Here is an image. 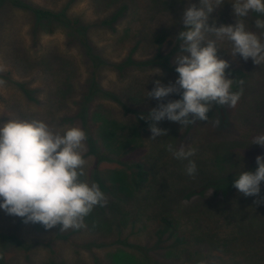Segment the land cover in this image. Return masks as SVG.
Masks as SVG:
<instances>
[{
    "label": "rangeland",
    "instance_id": "rangeland-1",
    "mask_svg": "<svg viewBox=\"0 0 264 264\" xmlns=\"http://www.w3.org/2000/svg\"><path fill=\"white\" fill-rule=\"evenodd\" d=\"M15 1L0 0V126L37 119L55 130L80 127L88 161L82 179L97 183L107 203L94 207L85 227L65 231L0 209V264H264V202L254 203L264 201V181L257 197L233 187L242 167L254 172L264 155L251 144L264 134V62L233 59L231 44L217 40L218 57L230 64L226 74L240 75L232 90L241 92L237 105H214L207 122L163 120L157 127L167 135L152 140L138 115L180 96L157 101L146 91L154 80L177 79L181 18L199 0ZM233 2L215 8L209 26L235 24ZM36 8L62 14L69 26L37 18ZM256 19L264 16L250 12L244 23L261 34ZM169 144L196 150L194 175ZM138 171L148 176L143 189L134 186ZM163 216L173 229L159 223Z\"/></svg>",
    "mask_w": 264,
    "mask_h": 264
},
{
    "label": "clouds",
    "instance_id": "clouds-1",
    "mask_svg": "<svg viewBox=\"0 0 264 264\" xmlns=\"http://www.w3.org/2000/svg\"><path fill=\"white\" fill-rule=\"evenodd\" d=\"M224 0H199V6L191 4L184 9L181 18L183 30L177 35L182 42L179 54L173 58L178 73L174 82L163 84L152 81L154 87L146 91V97L163 101L170 95L179 99L158 103L148 112L149 139L166 136L167 130L157 127L163 120L180 126L207 122L214 105L235 107L241 92L232 91L234 80L225 70L228 61L217 55V40L226 39L232 46L229 53L259 65L264 62V19H256L257 34L244 23L250 12L264 16V0H234L235 24L209 26V15ZM158 69V68H157ZM157 76H163L158 69ZM2 83V82H0ZM242 83V81H241ZM219 126L220 120L213 121ZM86 133L76 126L55 130L49 124L33 120H8L0 126V209L10 216L19 217L25 224H40L45 230L60 226L61 231L85 227L84 219L94 209L107 203L105 194L95 182L82 179L86 176ZM264 147V134L253 137L252 143ZM178 160H187L186 174L196 172V164L190 159L195 149L185 150L167 146ZM254 172L243 171L233 180V187L245 197H257L264 181V155L256 157ZM264 201L255 200L260 204Z\"/></svg>",
    "mask_w": 264,
    "mask_h": 264
},
{
    "label": "trees",
    "instance_id": "trees-1",
    "mask_svg": "<svg viewBox=\"0 0 264 264\" xmlns=\"http://www.w3.org/2000/svg\"><path fill=\"white\" fill-rule=\"evenodd\" d=\"M13 2H16V1L13 0ZM33 12L37 16V18H39V19H52V20H55L56 23L58 22V24H60V25L64 24V25H68L69 26V24H70L68 22V20L62 14L53 13V12H51L49 10L39 9V8H36L35 10H33ZM81 29L82 30H80V31H81V33L83 35V32L85 31V29L84 28H81ZM50 31L52 33V31H53L52 28H51ZM85 38H86V36H85ZM163 40H164V37H159V38H157L155 40V43L156 44H160ZM84 48L86 50V54H87L88 58L90 57V59H89L90 62H92V61L94 62V59L91 60V56H89L91 51H90V48H89V46L87 45L86 42L84 43ZM32 65L33 66H37L38 65L41 68L39 60H36V64L32 63ZM92 66H94V65H92ZM71 74H72V72H71ZM228 74H229V78H233V80H234V84H233L232 90H235L236 89L235 78H237L240 75L238 74V76L235 77V74H232V73H228ZM68 81H69V79H68ZM66 86H67V89H69L71 87V86H68L67 84H66ZM90 97L91 96H88V98H90ZM147 118H148V115L140 114V115H138L137 122H138V127H139L140 130H142L143 132L150 133L149 124L151 123V121L150 120H144V119H147ZM147 182H148L147 173L144 172V171H138L136 173V180L134 181V186L139 188V189H143L146 186ZM201 189H203V188H201ZM158 221H159L160 224H162L163 226H165L167 228H170V229L174 228L173 221L168 219L167 217H164V216L160 217Z\"/></svg>",
    "mask_w": 264,
    "mask_h": 264
}]
</instances>
